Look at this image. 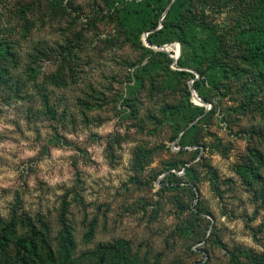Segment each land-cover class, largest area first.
Returning a JSON list of instances; mask_svg holds the SVG:
<instances>
[{"label":"rangeland","instance_id":"obj_1","mask_svg":"<svg viewBox=\"0 0 264 264\" xmlns=\"http://www.w3.org/2000/svg\"><path fill=\"white\" fill-rule=\"evenodd\" d=\"M11 227L0 264H264V0H0Z\"/></svg>","mask_w":264,"mask_h":264},{"label":"trees","instance_id":"obj_2","mask_svg":"<svg viewBox=\"0 0 264 264\" xmlns=\"http://www.w3.org/2000/svg\"><path fill=\"white\" fill-rule=\"evenodd\" d=\"M16 230H14V228H9V230H4V232L2 233V239L3 241L0 242V251H1V254L2 256L4 257L5 261L7 262L9 259V256L7 254V250H6V247H7V244H8V241H7V237H8V233H15ZM16 246L18 248V254H19V261L20 262H23L24 264H29V260H30V257L28 256V248L29 247H32L33 251L31 252H37L36 250V245H37V241L35 239V236H31V235H27V236H19L18 238H16ZM30 249V248H29ZM111 249V248H110ZM116 248L114 249H111V250H114L115 252V255L117 254V252L115 251Z\"/></svg>","mask_w":264,"mask_h":264}]
</instances>
